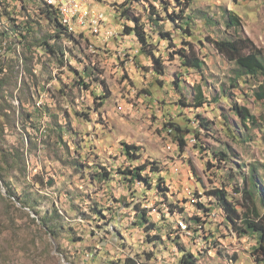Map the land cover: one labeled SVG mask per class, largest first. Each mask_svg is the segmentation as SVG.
Here are the masks:
<instances>
[{
	"label": "rangeland",
	"instance_id": "rangeland-1",
	"mask_svg": "<svg viewBox=\"0 0 264 264\" xmlns=\"http://www.w3.org/2000/svg\"><path fill=\"white\" fill-rule=\"evenodd\" d=\"M190 1L182 17L191 18L186 31L178 28L181 21L169 20L168 15L179 11L175 0H144L130 7L124 5L126 0H91L93 8L105 12L117 37L104 43L77 32L66 62L58 55L66 51L55 40L58 26L40 12L45 0H0V28L7 31L0 44V62H6V74L12 72L6 90L16 110V128L3 124L0 148L22 149L25 144L26 164L23 169L9 161L5 168L6 184L17 199L10 198L0 183V264H125L128 260L180 264L181 247L196 255L200 264H264L254 253L255 238L234 233L215 199L207 195L225 190L241 211L252 168L264 189V101L253 95L262 79L240 80L233 88L236 66L212 45L213 40L244 35L264 51V0ZM125 8L130 17L140 19L156 45L155 55H162L164 76L155 74L136 39L126 33L125 26L133 23L120 18ZM229 12L239 18L241 32L228 28ZM151 18L158 26L150 30ZM27 21L33 27L28 44L13 30L16 25L25 32ZM159 31L171 34L176 49L193 43L205 63L203 72L183 68L172 55L175 48L160 38ZM43 42L55 51L39 64L33 54ZM134 50L139 52L133 55ZM57 63L66 68L58 71L61 77L55 83L52 74ZM79 74L87 89L76 84ZM198 87L207 102L196 109L193 96ZM234 104L247 108L257 126L245 127L231 112ZM201 121L206 127H200ZM173 125L188 131L182 132L183 154L181 134ZM30 139L35 143L32 149ZM124 145L139 149L137 161L126 159ZM145 163H157L159 168L156 173L149 167L143 172L149 186L123 179L120 171ZM102 169L107 179L98 176ZM160 179L169 189L166 197L157 189ZM186 187L194 192L192 205L184 194ZM198 204L205 210H199ZM170 205L175 216L167 210ZM142 211L155 225L153 230L140 225ZM179 217L190 225L193 236L177 229Z\"/></svg>",
	"mask_w": 264,
	"mask_h": 264
},
{
	"label": "trees",
	"instance_id": "trees-1",
	"mask_svg": "<svg viewBox=\"0 0 264 264\" xmlns=\"http://www.w3.org/2000/svg\"><path fill=\"white\" fill-rule=\"evenodd\" d=\"M13 1H25V0H13ZM144 0H126V3L124 4L127 7L132 6V4L141 2ZM159 1V0H158ZM44 2V1H43ZM23 3V2H22ZM176 6L179 8L178 14L172 13L169 16V20L173 22V24H177L178 21H181V25H179V29L182 30H188L187 26L189 25V21L191 20L190 17L182 18L185 14L186 9L190 8L191 1L190 0H175ZM22 8V7H21ZM24 8V7H23ZM165 11H167V8H164ZM154 10V8H153ZM40 12L43 16H45L48 19H52L54 24L58 26V32L55 40L60 39V34L62 31V27L59 24L58 15L55 11V9H50L43 3V7L40 8ZM129 9L125 8L120 13V18H125L127 21L133 23V27H127L125 26L126 33L128 35H133L134 39H136L137 44L140 49V53L144 56H146L151 62H152V68L155 72V74L159 77H162L165 75V66L162 62V55H155L156 45H154L149 38V35H147L146 30L143 29L142 23L140 22V19L132 18L128 15ZM153 15H156L157 13H152ZM40 15V13H39ZM228 28H234L236 32H241L239 30L240 22L239 18L232 12L228 13ZM40 17H42L40 15ZM151 21V29L156 28L158 26L157 19H150ZM34 23V21H33ZM183 24V25H182ZM176 27V26H175ZM25 32L20 31L22 29V26L17 27L16 25H13V30H16V32L19 34L20 38L22 40L27 41L26 44H28V38L32 34L33 27L30 25V22L27 21L25 25ZM7 32V31H6ZM5 31H2L0 28V44L2 43V40L7 35ZM160 38L162 40H166L169 44L173 45V40L171 39L170 33H163L159 31ZM17 40V39H16ZM19 42H22L18 39ZM212 45L214 49L224 57V59L230 63H233L236 66L235 70V78L232 81V87L238 88L239 81L240 80H250L254 78H261L262 79V85L259 87L258 91H255L253 95L255 98L261 102L264 101V51H261L258 49L255 44L246 36L244 35H237L234 39L230 40H213ZM38 47V48H37ZM36 52L37 54H33L35 57L36 62L39 64L43 63L42 59L44 56H47L50 58V53H53L54 47L50 46V43H40L39 46H37ZM175 48L174 53H172L173 56H176L180 64L183 68L188 70H194L195 72H198L199 74L203 72V69L205 67L204 61L198 56V52L195 49V46L193 43H183V46L180 49H176V45H173ZM28 51V49L26 48ZM7 54V53H6ZM42 54V55H41ZM39 55V56H38ZM6 63V62H5ZM5 63L0 62V120H2V123H0V143L4 142V128L3 124L15 129L16 128V117L15 113L16 110L12 107V105L8 102V92L6 88L9 86V83L7 82L8 79H10V76L12 74L11 71L6 74L5 69L3 66ZM44 64V63H43ZM86 72L89 71L87 67H85ZM6 74V75H5ZM79 81L76 82L77 85L84 86V88H88L87 84L85 83L84 79L81 77V75H78ZM59 81V79H58ZM15 85H17V80L15 82ZM175 86H177L175 84ZM198 90V92H197ZM222 96L224 98L228 99V95L226 94V91H222ZM103 99H106L103 97ZM194 108H201L207 101L203 97V92L201 91V88L198 87L194 89ZM218 100V98L216 99ZM216 102V101H215ZM102 104V103H101ZM102 106V105H101ZM231 112L234 113L243 123L245 127H247V124H251L253 127L257 126L258 121L257 119L250 113V111L242 106H239L237 104H234L231 107ZM27 120H31L32 116L30 114H23L21 113ZM199 117V115H198ZM175 126V127H174ZM200 127L204 128L206 125L203 123V121L200 122ZM173 128H175V131L180 133L181 136L178 138L179 140V150L183 154L184 149L186 147V141L184 135L187 134L188 131L183 132L178 126L173 125ZM35 132V131H34ZM185 133V134H182ZM61 133V132H60ZM59 133V134H60ZM61 135V134H60ZM198 138V135L196 136ZM37 137H36V144H37ZM35 140V139H34ZM23 141V140H22ZM196 141V140H195ZM28 143L30 145V148L32 149L33 139L28 140ZM196 144V143H195ZM24 147L25 144H23L22 149H11L8 151L2 150L0 148V183L3 184V186L6 189L7 195L10 198H16L15 193L12 192V190L8 187L6 184V178H5V168L9 161L15 162L18 166H22L23 169H25V157H24ZM34 149V148H33ZM27 150V148L25 149ZM139 152V149L135 148L134 146L130 145H124V155L126 159L130 162L137 161L139 157L137 156ZM150 168V172L156 173L159 171V168L157 166V163H145L144 165L133 167L131 169H127L126 171H120L121 175L124 176L123 179L128 184H134L135 182H141L144 185L149 186L150 181L144 177L142 174L147 169ZM191 171L193 174H196V170L194 168H191ZM256 170L252 168V175L249 179V181L246 180V188L243 190V198L245 200V204L241 206L242 210L240 211L237 209L233 203H231L228 200V196L225 190L222 189H215L207 193V195L210 196V198L215 199V206L217 209H220L224 212V214L227 217V221L231 226L232 231L236 233L240 237L244 236H253L256 240V247H254V253L259 256L257 259L259 262L264 263V189L259 186V183L256 181ZM106 169H102L101 173L98 175L101 177L100 179H107ZM157 189L159 193L166 197L167 193L169 192V189L165 186L164 180L160 179L159 184L157 185ZM257 193V195H256ZM199 207V210H205L204 207L201 204L197 205ZM173 206L170 205L167 207L169 210V214H173L175 216L176 213H174L173 209H171ZM211 209H208L204 212V215L210 211ZM179 211V209H178ZM183 212V209H180L179 213ZM210 215H208L209 217ZM216 216V215H215ZM215 216L211 217L214 218ZM139 223L141 226L144 227L145 231H150L155 228V225L151 223V221L146 216V211H142L141 215L139 216ZM195 220V219H194ZM200 219H198L199 221ZM197 221V220H195ZM178 229V226H176ZM182 256L180 259V264H200L199 259L196 255L193 253L185 251L182 247L180 249ZM125 264H135L133 261L128 260L125 262Z\"/></svg>",
	"mask_w": 264,
	"mask_h": 264
},
{
	"label": "built area",
	"instance_id": "built-area-1",
	"mask_svg": "<svg viewBox=\"0 0 264 264\" xmlns=\"http://www.w3.org/2000/svg\"><path fill=\"white\" fill-rule=\"evenodd\" d=\"M50 2L54 4L59 19L61 17H68L70 23H75L77 25L80 33L100 38L104 43L117 37L116 29L109 26L105 12L93 8L91 6V0H50ZM122 50L124 49L122 48L120 52ZM138 52L139 50H134L132 54L135 55ZM128 53H130V51H128ZM41 126L42 130H45L44 125L41 124ZM194 143L195 141L192 144ZM192 193L194 192L190 188L186 187L184 189V194L191 205ZM208 218L211 219V217ZM203 221H206L204 217H202V222ZM200 226H203V224ZM180 232L186 235V233H192L193 231H184L181 227Z\"/></svg>",
	"mask_w": 264,
	"mask_h": 264
},
{
	"label": "bare ground",
	"instance_id": "bare-ground-1",
	"mask_svg": "<svg viewBox=\"0 0 264 264\" xmlns=\"http://www.w3.org/2000/svg\"><path fill=\"white\" fill-rule=\"evenodd\" d=\"M45 1H46L47 7H49L50 9H55L54 4L51 3L50 0H45ZM58 20H59L60 25L63 27V29L65 31L64 42H63L64 47H65L66 51H69V50H71V47L75 46L76 33L74 31L77 28V25L75 23H70V20L68 19V17H61L60 19L58 17ZM66 51H65V55H66ZM42 103L43 102L41 101L40 104H42ZM194 196H195V194H194ZM211 216H215V214H213ZM177 226H178V230H181V227H182V229L184 231H191L190 225H188L184 220H182L181 217H179L177 219ZM187 234L190 236H193V233H187Z\"/></svg>",
	"mask_w": 264,
	"mask_h": 264
},
{
	"label": "crops",
	"instance_id": "crops-1",
	"mask_svg": "<svg viewBox=\"0 0 264 264\" xmlns=\"http://www.w3.org/2000/svg\"><path fill=\"white\" fill-rule=\"evenodd\" d=\"M60 24V23H59ZM62 27V26H61ZM75 33H79V31H78V28H76L75 29V31H74ZM64 36H65V31H64V29H63V27H62V31H61V34H60V39H59V41H61V45H62V43H63V41H64ZM120 43H122V41L120 40V42H119V44ZM55 43H53V45H54ZM72 48V47H71ZM63 49H65V47H64V44H63ZM122 49V48H121ZM121 49H119V50H121ZM73 50V49H72ZM59 55V59H60V61L62 60V57H64V59L66 60V62L67 61H70V55H69V51H66V55H62L61 53L60 54H58ZM57 55V56H58ZM68 55V56H67ZM45 58V57H44ZM44 58L42 59V61L44 60ZM44 62V61H43ZM66 68V65L63 67V68H60V66H59V63H57V64H54V67H53V74H52V76L54 77V81H56L55 83H57V81H58V79L60 78V74H58L59 72L58 71H61L62 69L64 70ZM53 81V82H54Z\"/></svg>",
	"mask_w": 264,
	"mask_h": 264
},
{
	"label": "water",
	"instance_id": "water-1",
	"mask_svg": "<svg viewBox=\"0 0 264 264\" xmlns=\"http://www.w3.org/2000/svg\"><path fill=\"white\" fill-rule=\"evenodd\" d=\"M3 189V188H2ZM3 193L5 194V191H3Z\"/></svg>",
	"mask_w": 264,
	"mask_h": 264
}]
</instances>
